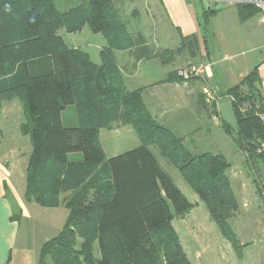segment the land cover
<instances>
[{
    "label": "trees",
    "instance_id": "obj_1",
    "mask_svg": "<svg viewBox=\"0 0 264 264\" xmlns=\"http://www.w3.org/2000/svg\"><path fill=\"white\" fill-rule=\"evenodd\" d=\"M56 2L0 0V108L5 101L18 100L23 112L20 133L31 145L24 200L43 208L63 206L68 212L61 232L42 245L38 264H190L172 221L187 215L192 205L151 147L176 168L237 250L228 220L238 207L225 158L189 151L183 138L150 116L140 90L127 92L123 86L114 51L133 50L136 60L152 55L141 35L127 34L118 15L119 0ZM235 5L241 20L258 13L250 4ZM212 13L205 14L206 24ZM84 27L106 40L98 65L86 52L68 47L60 35ZM194 40L185 42L193 47ZM165 53L172 56V51ZM158 57L163 62L168 58ZM175 80L181 81L175 73L167 79ZM259 86L255 67L238 85L220 93L222 101L232 102L237 122L234 133L220 118L222 130L254 169L264 166ZM204 102L201 95L198 107L205 108ZM69 106L74 107L76 124L65 128L62 113ZM115 126H130L140 145L106 158L99 131ZM74 154L80 157L70 161ZM253 182L264 204V179L258 174Z\"/></svg>",
    "mask_w": 264,
    "mask_h": 264
},
{
    "label": "crops",
    "instance_id": "obj_2",
    "mask_svg": "<svg viewBox=\"0 0 264 264\" xmlns=\"http://www.w3.org/2000/svg\"><path fill=\"white\" fill-rule=\"evenodd\" d=\"M219 1L226 2L229 7L235 6L237 9L235 3L232 1ZM134 3L148 12L154 21L165 22L167 27L171 31H174L176 44L173 49L160 47L157 44V40L148 39L150 34H146L147 23L145 21L135 23L136 19L126 20L125 15H127L128 11L132 16L133 14H139V7L133 6ZM117 5L119 19L125 24L127 34L133 38L141 35L145 47L152 55L150 58L136 60L133 50L114 51L115 63L121 75L123 86L127 92L140 90L143 102L150 116L159 125L169 129L175 136L183 138L184 144L189 142L194 145L195 142L207 141L211 136V124L214 123L219 126L214 115L206 110V106L203 109L198 107V102L201 100V95H203L202 91L204 93L206 90L208 93L204 95L206 102L214 100L213 97H210V94L218 96L222 102L220 93L238 85L256 67L260 79L259 91L264 106V54H259L253 58L252 63L247 65L253 64L252 69L248 72L243 67L246 66V63L237 62L238 54L228 49L230 47L234 48L236 45L237 47L246 45L252 52L264 49V30L259 27L264 24L260 22L259 13L246 20H241L237 11V14L233 13L230 16H225L229 18L227 26L218 27L217 29L213 28L210 32L208 30V23L211 19L216 18L217 11L209 10L213 11L212 15L208 18L207 24L202 23V15H199L196 10L194 0H119ZM210 33L211 35L218 36L219 42L223 44L225 51L223 52L221 62L226 65L224 72L221 68L220 71L214 69L213 67L216 64L210 62V53L206 47L208 45L207 38ZM192 37H195L194 42L192 41L194 44L193 48L191 44H186L185 42ZM102 39L105 41V45L102 46L101 50L106 46V40L104 37ZM178 49L186 51L187 54L184 60L180 61L177 58L176 53H182L181 51L177 52ZM165 51H172V56L170 55L163 62L158 56L159 53ZM198 58L201 59L199 60ZM199 61L202 63L200 66L207 65V67H205L204 73L197 81H167L170 74L175 73L179 66H194ZM151 64L158 67L155 71H160V74L152 77L151 73L147 70L146 72L141 70L142 67H147ZM221 73L224 74L223 77H221ZM197 82L201 84V90H199ZM11 101L3 102L0 108V118L2 121L0 123V264H38L42 245L50 239L46 237L42 243H38V232L36 231L35 222L37 221V216L42 215V210H38L37 206L39 205L28 203L24 200L25 186L22 188L21 183L15 180V178L13 179L12 176L8 158H11V154H13L18 159L21 156L20 146L22 148L21 151L24 150L22 147L23 143L20 141L22 138H19V142L12 147H9L10 144L7 140V133L9 132L6 129L7 118L3 117V110L5 103ZM20 125V121L15 124L19 128ZM132 134L136 135L130 126H115L111 130L102 129L99 131V142L101 145L102 140L111 139L112 137H116V135L132 137ZM190 136H193V138ZM139 145L132 149L137 148ZM132 149L126 150L123 153ZM150 150L153 154L154 151H157L153 147ZM30 151L28 152L27 150L26 152L30 154ZM157 153L160 156L158 151ZM24 154L22 153L23 156H25ZM113 154L115 155L112 157H115L122 153ZM241 174L243 175L242 187L245 198L253 200L258 209L257 218L255 219L258 224L255 221L253 222H255L256 227H260V231L264 234V204L258 198L253 182L258 174L264 179V166L259 165L257 169H254L249 168L246 163H243ZM247 200L243 204L245 208H249ZM259 201L261 204H259ZM44 209L48 212L47 217L43 218L45 227L54 228L55 226H60L58 235L67 218V210L63 206ZM18 212H20L18 220L12 219ZM242 243L244 246L252 244V246L256 247L254 241H250V243L249 241H244ZM246 249L247 247H244V254L243 252L240 254V264H264L262 247L258 248L257 254L250 255L249 257H246L248 255Z\"/></svg>",
    "mask_w": 264,
    "mask_h": 264
},
{
    "label": "rangeland",
    "instance_id": "obj_3",
    "mask_svg": "<svg viewBox=\"0 0 264 264\" xmlns=\"http://www.w3.org/2000/svg\"><path fill=\"white\" fill-rule=\"evenodd\" d=\"M60 6L66 4L67 0H56ZM195 8L198 11L199 15L201 14L202 23L206 24V13L209 10L217 11V16L214 19H211L208 23L209 28L211 30L213 28L223 27L228 25V19L225 16H230L231 14H237V9L235 6L229 7L226 2L223 1H214V0H194ZM133 6L139 7V14H133V16L128 11L127 15H125L126 20L128 19H136L135 23L138 21H145L147 23L146 34L148 39L156 41L160 47H165L168 49H173L176 44L174 31H171L165 22H160L159 20L154 21L152 16L146 12L142 7L137 4H133ZM232 12V13H231ZM132 17V18H131ZM141 19V20H139ZM260 29L264 30V25L259 26ZM60 35L64 41V43L71 48H78L82 51L86 52L89 56V59L94 64L100 63L99 52L102 46L105 45V41L102 39V36L99 34L92 33L87 27H84L81 31L77 33H65L64 31L60 32ZM216 35H208V45L206 46L208 52L210 53V62L215 63L216 65L213 67L218 71L224 70L225 64L221 62L223 57V52L225 51L223 48V44L219 42L220 39ZM193 48V47H192ZM228 48V47H227ZM231 52H235L238 54L236 61L239 63H246V66H243L248 72L252 69V65L247 66L249 63H252L253 58L257 57L259 54H264V49L256 50L254 52L250 51V49L244 45L240 47L237 45L234 48H228ZM182 53L177 54V58L184 60L186 57V51L182 50ZM243 53V54H241ZM169 54V53H168ZM165 52L159 53L160 56L169 57L170 55ZM171 54V53H170ZM199 60L201 58H198ZM160 61V59H158ZM157 61V63H158ZM198 66L202 65L199 61ZM196 64L194 66H197ZM189 65H181L180 68H186ZM157 66L151 64L147 67H142V71L151 73L152 77L157 74H160V71L157 70ZM221 77L224 76L223 73L220 74ZM200 77H195L190 79L187 82H194ZM199 90L202 89L201 84L196 83ZM202 94L205 95V93ZM210 97H213L214 100H210L206 103V110L214 115L216 121L219 126L214 123L210 126V137L207 141H199L195 142V144H190L189 142L185 143V146L192 153H204L209 152L211 154H220L222 155L227 163L229 164V168L226 171L227 178L229 180L230 189L232 191L234 200L237 204L238 210L234 218L228 220V225L231 231L236 236L238 241V249L236 250L232 245L221 235L218 227L214 223V221L210 218L207 208L204 203L198 198V196L191 190V188L187 185L184 179L181 177L179 172L169 164L164 158L160 157L157 151H154L157 160L164 169V171L170 176L173 183L180 190L182 195L186 198L188 203L192 205L191 210L187 215L183 218L176 217L172 221V227L175 230L182 251L185 256L189 259L190 264H240V254L243 252L244 247H247L246 252L247 256H252L253 254L258 253V248H263L264 253V234L260 231V227L255 226V219L257 218L258 209L255 205L256 203L251 199H246L244 195L243 189V175L241 174L243 163H245V154L237 149L233 139L230 135L226 134L221 126L220 122V114H219V104L221 100L218 96L214 94H210ZM226 101V100H225ZM224 102V101H222ZM243 108L247 106V103L242 104ZM3 117L7 118V133L8 134V142L10 144L9 147L17 144L19 142V138L24 151H21L20 146V154L21 156L17 159L11 154V158H8L9 165L12 170L13 179L18 180L21 183L22 188L25 186V167L28 160L29 154L28 152L31 149V145L28 137H24L20 135L19 127L15 126L17 122H23V112L20 103L18 100H13L11 102H7L4 105ZM0 118V123H1ZM76 124L75 120V111L74 107H67L62 113V125L65 128L72 127ZM106 133V131H105ZM110 134V133H108ZM192 135V134H191ZM21 136V137H20ZM193 138V136H190ZM189 137V139H190ZM137 140V142H136ZM139 145V141L136 135L132 134L130 136L116 135V137H112L111 139H106L101 141V146L104 150L105 157H112L113 153H123L126 150L132 149ZM7 149V147H6ZM13 152V148L11 149ZM22 153H25L23 156ZM80 157L79 154H74L69 156V160L73 161L75 158ZM248 201V207H244V201ZM259 204L260 201H259ZM38 210H42V215L37 216L36 231L37 233V241L38 243H42L46 237L51 239L55 237L59 232L60 226H55L54 228L45 227V223L43 222V218L47 217L48 212L45 211L44 208L37 206ZM52 212V211H51ZM54 212V211H53ZM255 221V222H253ZM258 224V223H257ZM244 241H254L256 247L252 246V244H247L244 246L241 242ZM38 244V245H39ZM97 254V248L95 247V254Z\"/></svg>",
    "mask_w": 264,
    "mask_h": 264
},
{
    "label": "built area",
    "instance_id": "obj_4",
    "mask_svg": "<svg viewBox=\"0 0 264 264\" xmlns=\"http://www.w3.org/2000/svg\"><path fill=\"white\" fill-rule=\"evenodd\" d=\"M234 2L235 4H250L254 6L255 9H257L259 16H260V22L264 24V0H229ZM206 66H188L186 68H180L176 72V76L183 82H187L192 78L200 77L205 70ZM205 94H208L207 91H204ZM259 120L262 122L264 126V113L259 114Z\"/></svg>",
    "mask_w": 264,
    "mask_h": 264
},
{
    "label": "water",
    "instance_id": "obj_5",
    "mask_svg": "<svg viewBox=\"0 0 264 264\" xmlns=\"http://www.w3.org/2000/svg\"><path fill=\"white\" fill-rule=\"evenodd\" d=\"M219 114L221 120L227 123L234 133H237L236 117L230 100H226L219 104Z\"/></svg>",
    "mask_w": 264,
    "mask_h": 264
}]
</instances>
